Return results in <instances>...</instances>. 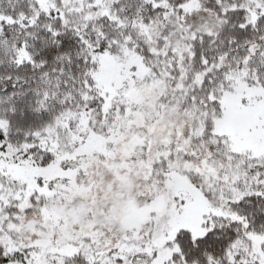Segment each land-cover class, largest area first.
<instances>
[{
  "label": "snow or ice",
  "instance_id": "6c2138e0",
  "mask_svg": "<svg viewBox=\"0 0 264 264\" xmlns=\"http://www.w3.org/2000/svg\"><path fill=\"white\" fill-rule=\"evenodd\" d=\"M0 264H264V0H0Z\"/></svg>",
  "mask_w": 264,
  "mask_h": 264
}]
</instances>
